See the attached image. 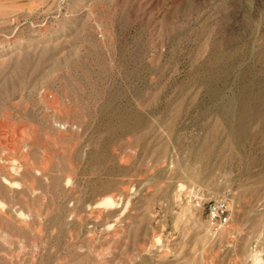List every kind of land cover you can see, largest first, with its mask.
Segmentation results:
<instances>
[{
    "label": "rangeland",
    "instance_id": "374dc122",
    "mask_svg": "<svg viewBox=\"0 0 264 264\" xmlns=\"http://www.w3.org/2000/svg\"><path fill=\"white\" fill-rule=\"evenodd\" d=\"M257 94L264 0H0V264H264Z\"/></svg>",
    "mask_w": 264,
    "mask_h": 264
},
{
    "label": "bare ground",
    "instance_id": "6f19581e",
    "mask_svg": "<svg viewBox=\"0 0 264 264\" xmlns=\"http://www.w3.org/2000/svg\"><path fill=\"white\" fill-rule=\"evenodd\" d=\"M47 92V91H46ZM52 95V94H51ZM50 98V97H49ZM226 98H228V97H226ZM256 98L257 99H259L260 101H262V102H264V94H257V96H256ZM234 100V99H233ZM233 103V102H232ZM239 103V106H240V119L241 120H243L244 118H248V119H251V117L255 114V113H257V111H258V108H259V105H258V102H257V100L256 99H254V98H251V97H245V96H243L242 97V99H241V101H239L238 102ZM236 103L234 102V104L232 105V106H234ZM231 106V105H230ZM229 106V107H230ZM231 108V107H230ZM234 110V109H233ZM61 123V122H60ZM6 124V123H5ZM237 126H239V125H237ZM4 127H5V125H4ZM25 127V126H24ZM22 128V127H20V128H22V129H25V128ZM17 129V128H16ZM21 129V130H22ZM19 130V129H18ZM21 130H20V132H21ZM12 131V130H11ZM23 131H25V130H23ZM1 132V131H0ZM19 132V131H18ZM241 132H242V130H241ZM4 133V132H3ZM0 134H2V133H0ZM7 134V133H6ZM10 134V133H9ZM11 134H13V131H12V133ZM10 134V135H11ZM3 135V134H2ZM5 135V134H4ZM23 135H25V134H22V133H16V132H14V134L11 136V137H8V136H6V137H4V136H0V144L2 145V146H4L5 148L6 147H8V149H9V147L11 148V150L14 152V153H16V154H19L20 155V157L24 154V152H22V150H21V148H23L22 146V142H23V140H24V136ZM25 136H27V135H25ZM28 141V140H27ZM25 148V147H24ZM23 148V149H24ZM26 150V149H25ZM5 152V151H4ZM23 158H24V155H23ZM9 159L11 160V157H9ZM19 159V158H18ZM20 161V160H19ZM21 161H23L22 159H21ZM5 162H7V161H5ZM11 163V162H10ZM23 163V162H22ZM6 164H8V163H6ZM19 164V163H18ZM23 166H24V164H23ZM6 168V167H5ZM27 168H25V170H26ZM37 169V168H36ZM20 172V171H19ZM48 172V171H47ZM4 173V172H3ZM12 173V172H11ZM4 175H5V173H4ZM3 175V176H4ZM17 175V174H16ZM20 175H22V174H20ZM74 175V174H73ZM7 176H8V173H7ZM18 176H19V174H18ZM9 178L11 177V176H8ZM7 178V177H6ZM9 178H7V179H9ZM12 178V177H11ZM13 179V178H12ZM24 179V178H23ZM9 180H11V179H9ZM16 180V179H15ZM22 180V179H21ZM25 180V179H24ZM4 182V181H3ZM10 182H12V181H10ZM2 183V182H1ZM20 183V182H19ZM76 184V183H75ZM1 187H3V185L1 186ZM4 189H6V187L4 188ZM1 196V195H0ZM1 198H2V196L0 197V200H1ZM113 199V198H112ZM112 199L111 198H106V199H104L105 200V202H108V203H112L113 201H112ZM6 201V200H5ZM3 204L5 203L4 201L2 202ZM7 203V202H6ZM7 208V207H6ZM9 208V207H8ZM7 208V209H8ZM25 217V216H24ZM32 219V218H31ZM29 221V220H28Z\"/></svg>",
    "mask_w": 264,
    "mask_h": 264
},
{
    "label": "built area",
    "instance_id": "2783aa9c",
    "mask_svg": "<svg viewBox=\"0 0 264 264\" xmlns=\"http://www.w3.org/2000/svg\"><path fill=\"white\" fill-rule=\"evenodd\" d=\"M191 193L193 200L199 204L202 198L201 191L198 189L193 190ZM229 210L230 203L225 196L212 200L208 203L209 215L214 226H218L227 220Z\"/></svg>",
    "mask_w": 264,
    "mask_h": 264
}]
</instances>
